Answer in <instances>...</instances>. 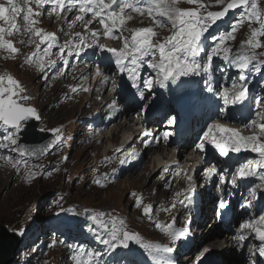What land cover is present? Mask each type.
<instances>
[{
    "label": "snow or ice",
    "instance_id": "1",
    "mask_svg": "<svg viewBox=\"0 0 264 264\" xmlns=\"http://www.w3.org/2000/svg\"><path fill=\"white\" fill-rule=\"evenodd\" d=\"M21 3L27 5L22 7ZM32 0H6V3L0 4V20L9 25L8 28L0 27V49H5L12 54L19 52L10 40L5 37L13 35V30L19 32L20 27L17 25V18H22L26 22L24 34L29 36L28 43H36L32 36L39 37V43H36L38 56V70L44 72L47 67L55 66L56 59H48L46 57L55 55L64 64L68 63L67 57L81 56L86 53V50L91 49L94 53L100 52L102 59L107 63L115 64L117 76L126 75L132 89H135L134 96H137L141 101H146L147 97L142 89H147L149 92L154 87L165 89L169 83L175 84L182 77H202L206 84V91L213 96L217 95V89L213 86L212 70L214 69V58H219L230 65L236 67L239 71L238 79L241 82H246L248 77L246 73L251 72L260 74L264 71V52L257 55V49H264V42L259 38L264 37V3L261 0H187L190 5H195L194 9H183L177 7L179 0H144L147 7L141 6V0H35L38 8L44 9L49 6L47 15L56 14L59 16L60 11L72 13L75 9L79 14L75 15L74 19L68 22V29L71 30L77 22L83 24L86 31L90 32L89 36H84L82 33H75L74 39L66 40L60 44L57 37L53 33H44L42 29H37L34 25L37 20L33 17H39L42 12L34 11L30 6ZM211 3L218 6L219 10L211 11L209 7ZM241 9L242 13L238 17L237 23L230 25L231 31L223 32L212 38L210 30L213 26H218V22L223 20L230 10ZM131 12L140 13L141 15L147 11L148 15L153 18V23L157 28H168L171 35L167 36L163 42L153 41V37L157 33L152 27H144L136 30H129L131 37L124 36L122 26L126 20L132 17ZM91 13V18L85 19V15ZM21 14H23L21 16ZM99 18L98 22L103 26V32L100 29H88V25L93 24L94 20ZM159 18V19H158ZM67 19V17H65ZM247 25L250 29V35L247 40L240 44V51L237 54H231V49L226 47L228 41L234 40L236 33L242 25ZM259 27H253V25ZM170 25V27H169ZM114 30L120 32V35L114 36ZM120 39L122 47L115 48L107 46L101 37ZM211 39V43H206ZM23 43V42H22ZM46 45L42 51L40 45ZM53 48H58L56 53L52 52ZM245 49L250 50L245 54ZM65 50L66 56H65ZM31 60V57H29ZM255 61V63H253ZM146 66L151 69L154 75L142 78L140 73ZM64 72L58 70L52 79L58 76H63ZM96 75L104 76L103 69L96 67ZM46 78V77H45ZM4 77H0V149H6L15 152L19 155L20 160L15 163H27L24 160L25 155L43 156L54 146H58L61 142V129L56 128L53 131L54 139L47 145L39 149H28L20 143L21 137L26 134L30 120L35 118L40 120V114L34 107L28 106L30 100L29 95H24L25 89L11 76L7 77V87L4 86ZM111 80L113 86H117L116 79L104 76V83ZM87 91V89H84ZM76 92V88H72ZM231 91V97L229 96ZM249 88L247 83L233 82L232 90H225L222 94L223 103L225 106L243 105L248 99ZM19 97V100L14 99ZM256 111V119H252L250 123H246L244 127L252 130L250 135H242L241 130L227 126L219 120L220 116H226L230 109L222 107L218 114L216 122L207 125V131L204 133V138L197 144L195 148L202 154L206 151V145L211 144L218 150L220 156L229 157L230 153H241L251 151L258 154L259 159L249 160L247 163H238L235 167L234 177L247 178L257 175V169H264V98L254 102ZM109 108H116L117 102L113 100ZM148 107L147 103L141 106V111ZM169 123L175 124L176 117L169 116ZM258 130V131H256ZM41 132L46 129L41 128ZM147 132L144 136H148ZM170 133L162 134L165 143L169 140ZM160 138L155 137L152 140H144L145 147L152 143H159ZM117 151H120L119 149ZM129 159H135V155L131 152L127 153ZM65 160L67 157L64 158ZM13 163L12 160L8 161ZM125 159H121L120 163L124 164ZM164 171H168L167 168ZM182 171V170H181ZM216 174L215 168H209L204 175L211 180ZM176 175H180L177 171ZM191 181L192 177L188 176ZM264 180V176H261ZM225 178L221 176L220 182L224 183ZM100 184L99 181H96ZM232 185H236V179L231 181ZM103 187V185H100ZM261 185L251 190V196L255 198ZM136 196V193H131ZM180 194L177 193V197ZM190 199V198H187ZM183 203V201H179ZM137 207H140L141 200L137 198L134 201ZM176 204L173 203L172 208ZM226 203L223 199L219 201V208L224 209ZM168 209H166L167 211ZM73 211V215L80 213ZM144 215L151 219L152 207L145 206ZM84 215L91 221L87 225L86 231L103 246L100 250L88 251L86 253L87 260L83 264H136L134 260H128L127 254L132 252L131 243L136 242L140 247L151 250L154 246L144 244L138 234L127 230L123 220L117 223V218L110 216L105 219L106 214L103 212L88 213L85 210ZM176 221L173 218L172 223L166 227L157 223L155 226L162 232L167 234L169 238L175 242L183 235V230L174 228ZM102 229V231H100ZM244 230H250L254 233V238L259 241L251 249V256L264 257V215L258 218H253L241 225V232L234 236L233 239L240 245L241 242L247 239V234ZM18 235H23V231H18ZM64 243V241L54 240L49 247H54L55 244ZM68 247H72L69 245ZM159 247V246H155ZM77 253L76 264H81L79 257L85 255L83 248L73 249ZM165 253H171L173 248L164 246L162 249ZM210 249L205 247L200 252V256H205ZM111 257L110 260H105L104 257ZM251 264H257L255 260Z\"/></svg>",
    "mask_w": 264,
    "mask_h": 264
},
{
    "label": "rangeland",
    "instance_id": "2",
    "mask_svg": "<svg viewBox=\"0 0 264 264\" xmlns=\"http://www.w3.org/2000/svg\"><path fill=\"white\" fill-rule=\"evenodd\" d=\"M0 2H2V0H0ZM261 2L264 3V0H261ZM176 6L183 9L189 8L188 5L181 2H179ZM241 13L242 11L233 15L231 18H224L219 21L218 26H213L210 30V36L214 38L220 33L231 31L230 25L237 23L238 17ZM253 27H259V25L254 24ZM39 28L42 29L43 32H49L47 27ZM165 33H167V35L163 38L171 35L169 31H166ZM234 35L235 39L228 41L225 45L231 49V54H236V52L240 49V44L248 39L250 29L246 24L242 25L241 28L234 33ZM126 36L130 39L129 34ZM69 39H71V37L66 38V40ZM259 39L261 40V37ZM39 40L40 38L38 41ZM110 42L115 45L114 40H110ZM206 43L210 44L211 39ZM25 58L26 56L19 52L16 54L6 53L4 56H1L0 77L5 78V87L8 86L7 77L11 76L14 80H16L25 89V93L23 94L30 96V101L27 102L28 106L35 108L34 100L37 98L40 88L35 86V82L31 83L29 79L32 74L37 72L34 68H37L38 66V59L35 57L36 60L28 65ZM260 59H264V56H260ZM253 63H255V61H253ZM58 65L59 64H56L55 67ZM64 67L65 69L67 68L66 64L62 63L58 70L62 71ZM55 70L49 76L47 83L48 88H46L44 96L49 98L48 107H51L52 111L58 112L46 114L47 120L43 127L46 131L43 132H48L53 135L52 130L56 128L61 129V132L59 133L62 137L61 142L58 146H54V152L50 156L30 161L24 158L27 163H19L26 167L23 169L25 171V178L32 179L36 183L33 187L28 189L16 186L15 183H9V179L6 178L5 175L0 174V180L2 179L4 182L2 184L0 181V226H5L8 231L15 232L16 234L18 231H23L24 233L23 235L17 234L21 237L22 242L14 264H76L77 253L73 249L77 248H83L85 250V255L79 257L81 264H83V262L87 260L86 253L88 251H93L91 248H97V250H100L103 247L99 243H96L94 238L93 242H89L93 236H89L86 231L87 225L90 224V221L87 219L86 215H84L85 210H91L96 213L103 212L106 214L105 219H107L108 214H110V216L117 218V222L123 220L127 230L138 234L141 238V242L154 247L157 244L159 245V243H162L160 244L161 250L163 249V245L165 243L177 245L178 247L181 246L184 238L197 233V231L201 232L200 235L196 237L199 239L204 229L207 227L206 224L208 221H213L211 218L212 213L210 215L211 217H209V219H207L205 224L201 227L198 226V222L201 218L198 220V217L196 218L193 214H189L187 222L193 220L195 221V224L192 228H190L187 226V222L180 223V230L184 231L185 229L188 235H183L175 242H173L167 234L165 237H160L158 235L159 233L153 232L149 226L144 225L143 223H135L127 220V215L131 210L130 197H133L131 193H136V196L140 198V189H142V184H148V187H157L161 190L160 183L169 172L162 173L159 171L160 173L158 172L159 174L157 173L158 175L156 176L155 173L159 169L158 162L151 157L148 160L147 158H144V160L140 162L141 156L137 158L140 148H137V146H133L127 151V153L137 152L133 153L136 157L135 159H129L126 153V156H122L123 158H121L126 160L124 164H121L120 161H115L109 164V159L105 160L102 157V155H105L109 145L108 141L111 139V135L106 134L107 131L97 134V137L95 138L96 144L94 147L90 145L91 148L89 149L88 147L82 146L88 140L91 126H95L96 128L101 127L103 120L107 119L111 115L110 111L113 108H108L103 116L99 114L100 109L103 107L101 100L96 98L101 96V90L98 91L100 95L96 96L94 100H91L92 98H90L93 93L88 90L85 91L83 95L77 96L76 101L69 102L64 100V96L68 94V90H71L67 88L68 85L60 87L59 90H56L53 87L54 79H52V77L57 73ZM95 74L96 69H94L91 77ZM140 75L142 78H145L154 74L151 69L144 66ZM246 75L248 77L246 82L239 81V71L236 67L226 64L225 61L219 59L218 57L214 58L212 82L218 92L222 93V91L224 92L225 90H232L233 82H236L237 84L247 83L251 84L255 88V101L264 98V71L260 74L248 72ZM121 77L122 80L120 84L129 81L125 75H121ZM192 81L193 77H182L181 84L179 81L175 84L169 83L168 87L165 89L154 87L151 92L143 87L141 89L145 92V96L147 97L146 101L148 102L147 105L150 108H157L161 110L166 108V117L161 121H159V119L156 120L151 127H162L163 130H165V128H169L167 130V132L170 133L169 139L174 134L168 117H176L171 103L173 99L172 93H174L175 89H179L180 85H187ZM201 84H205L203 78L201 80ZM111 90L112 88H110L107 92L108 99L111 98L112 101L115 100L116 102L121 103L118 91L112 92ZM229 96L231 97V91H229ZM31 97L33 99L32 102ZM168 97L170 98L169 100ZM14 99L19 100V97H14ZM160 99L165 100V105L162 104ZM85 105H88L87 115L85 114L86 116L84 118L76 121L81 117L82 110ZM230 105L231 104L227 106V109H230ZM117 106L122 107L123 110L125 109V106L123 105ZM129 107L134 109V112L136 113L134 117L138 119L137 122L134 121L133 125H140L141 107H138L136 104L130 105ZM256 118L257 117L255 115L249 121L240 124V126L244 129L245 135L252 134V130L246 129L244 125L246 123H250L252 119ZM204 120L203 123L201 122L199 125L196 124L197 129L194 132L197 136L194 142L190 143V147L188 149L189 155L192 157V160L190 161L198 162L201 158H205V156H207L210 152L208 145H206V151L202 154L195 148V144L199 143L204 138V133L207 131V124H205L206 119ZM38 121L40 125L38 129L40 131L42 128V121L41 119ZM65 126H67V128L64 130ZM117 127L118 125L115 124L114 129ZM131 136V133H120V137L116 136L115 138V145L118 146L122 138L124 141L130 140ZM50 141L51 140L48 138L30 134L26 144L30 149H39L41 146L43 147L44 145H47ZM143 147H145V145L142 142V148ZM4 154L8 160L13 161V163L8 162L10 165L22 167L18 163H15V161L20 160L17 153L7 151ZM86 155H89L88 160ZM94 156L96 157L94 158ZM196 156H198V158H196ZM65 157H67L66 160L64 159ZM255 159H259L258 154L250 151V156L247 161ZM139 162V170H136V172L135 167L138 166L136 164ZM177 162V158H175L172 161V164L175 165ZM183 163H187V157L182 159V164ZM132 165L136 166L134 167ZM191 165V163L188 164V167L185 170L180 166L176 169V173L177 171H180V174L182 171L188 172V170L191 169ZM173 168L174 166L169 167L170 170H173ZM118 169L121 171L118 186L112 187L109 190L95 187H101L100 185L106 184V180L103 178L105 173H112ZM145 169H147L148 172H145ZM234 172L235 171H232L230 174V180L233 178ZM137 173H139V175L144 174L147 178L137 181L134 176ZM261 175L264 176V174ZM190 176L192 177L191 181L188 177H184L183 184H185V187L188 190L194 191L193 193L194 196H196V199L192 202V204L194 206L196 204H200L199 209L205 210V207L211 205L212 201L215 199L207 197L209 195V190L206 187V182L204 180L198 179L195 183V173H192ZM224 176L226 178V174ZM128 178L129 180L127 181ZM151 179L152 181H150ZM200 179H203L202 174H200ZM96 181H99L100 184H97ZM225 181L226 180H224V183ZM156 182H158L157 186ZM199 194L202 196V199H200ZM206 197L210 198L211 201L203 205L204 201L207 199ZM211 208L213 210V207ZM72 210L80 213L78 216H81L82 218H76L73 215ZM203 212L202 215H204ZM195 213L198 215L197 211ZM55 223H58L59 225ZM170 223H172V221L168 222L167 225ZM62 224L66 226V231L63 234L62 230L59 228ZM71 226H73L72 229ZM100 231H102V229ZM248 235L247 237H249ZM42 237H44V239H42ZM54 240H62L64 243L61 244L57 242L54 247H49ZM69 245L72 247H68ZM131 248L132 252L134 250H137L138 253L142 252V247H140L139 243L134 242ZM175 249L176 248H174L173 251ZM178 251L181 250L179 249ZM131 253L128 254V260H133L130 258L132 255ZM157 256L160 258V260H157L158 262L165 260L162 255L157 254ZM104 259L110 260L111 258L106 259V257H104ZM168 259L174 264L177 263V261H175V256H169ZM230 259L231 258L227 259L228 263L231 262Z\"/></svg>",
    "mask_w": 264,
    "mask_h": 264
},
{
    "label": "bare ground",
    "instance_id": "3",
    "mask_svg": "<svg viewBox=\"0 0 264 264\" xmlns=\"http://www.w3.org/2000/svg\"><path fill=\"white\" fill-rule=\"evenodd\" d=\"M206 1L208 2V0H206ZM4 3H6V1L0 2V4H4ZM21 6L25 7V8L27 7V5H24L23 3H21ZM30 6L34 9V11L42 12V15H40L39 17H33L34 19H36L38 21L36 24L37 29L39 27H47L49 33L55 34V36L57 37V40L60 44H63L66 41V38H68V37H71V39L72 38L74 39L75 33H77V32L82 33L86 37L90 35V32L86 31L83 24H81L80 22H77L76 25L71 30L68 29V22L73 20L75 17V13H76L75 9L73 10L72 13H68L66 11H60L59 16H57L56 14L49 16V15H47V11H48V8L50 7V5L45 6V8L42 10V9L37 7V5L35 4V0H32V3ZM141 6L145 7V8L147 7V5L144 3V0H141ZM209 10L215 11V10H219V8L214 3H211ZM128 11H129L132 18L130 20H126L125 24L122 26L121 30L123 33L129 32V30H132V28L138 29L139 27H142L144 25H148L149 27H152L155 32L165 33L166 31H168V28H157L155 26V24L153 23V18L148 15L147 11H145L143 15H141L140 13L131 12V10H128ZM22 15L23 14H21V16ZM65 17H67V19H65ZM85 19H86V16H85ZM16 23L20 27V31L17 32L15 30H13V35L10 37H5V38L7 40H10L13 43V45L17 49H19V53L26 56L25 59L27 61V64L30 65L33 61L36 60L35 57H37V59H38V56H35L33 54L37 53V51H38L37 47H36V43H39L37 41V38H39V37L34 36L33 40L36 43H28L29 36L24 34V28H25L26 22L23 21L22 18H17ZM0 27L8 28L9 25L6 24L4 21L0 20ZM95 27H96V24L88 27V29H93ZM113 35L118 36V35H120V32L114 30ZM31 39H32V37H31ZM261 41L264 42V37H261ZM44 47H45V45L41 44L40 50L42 51V49ZM58 50H59L58 48H53L52 52L56 53ZM65 52H67V50H65ZM256 52H257V55H259V53L264 52V50L259 49V50H256ZM6 53H10V52L5 50V49H0V57L4 56ZM99 54H100V52L94 53L91 49H88V50H86V53H82L81 56L68 57L69 58V64H68L67 75H68V77H70V80L72 82H74L75 85L74 86H67V88L70 89L71 91H72V88L77 89V91L74 92L75 101L77 100V95H76L77 92H79V90L83 86L84 78L86 76L90 75L91 70H85V66L91 60L100 63L103 66L104 76L115 78L116 84L118 85L119 76H117L116 70L114 69V67L112 65L107 63L105 60L101 59ZM29 57H31V60H29ZM56 58L57 57L55 55H53L51 57H46L45 63L47 62L48 59H56ZM49 68H50V70H53L54 67L50 66ZM34 69L37 72L32 74V76L30 77L29 80L31 83L35 82V86L40 88V90L38 91L37 98L35 97L36 99L34 100V106L40 114V119L42 121L41 127L43 128L45 125V122L47 120L46 114L52 113V112H58V111H52V108L48 107L49 106V104H48L49 98L44 96V94L46 93V88H48L47 87V81H48L47 77L49 76L48 75V67L45 69V71L43 73L38 70V66H37V68H34ZM45 76H46V78H45ZM104 76H99V78L97 79L96 85H95V88H102L103 89L101 96L96 98V99L99 98L101 100V103L105 104V107H103V109L100 110V114H102L103 110L111 103V101H109L108 96H107L108 88L110 86H112L114 89L116 88V86L112 85L111 80H109L107 83H104ZM61 87H62V85H61ZM66 97H67V95L64 96V98H66ZM31 100H33L32 97H31ZM91 100H94V98H92ZM89 102H90V100H89ZM87 108H88V105H85L83 110H82L81 117L78 118L76 121L80 120L81 118H84L87 115V112H88ZM113 115H114L113 119L119 120V121L124 119V122L119 124V126L116 128L114 138L113 139L109 138L110 140L108 141V143H112V142L116 141L115 138H116V136L120 137V133L121 134L124 132L131 133L133 131L134 109H131V108H126L125 110L118 109V110L114 111ZM109 119L110 118H107L104 121V125L102 127L94 128L90 132L88 140L82 146L88 147L89 149L91 148L90 145H92L94 147V145L96 144L95 138L97 137V134L100 132H103L105 130V126H106ZM222 120H225L226 123H230L232 121H235V117L231 114H227L226 116H224L222 118ZM139 138H141V136H136V138L134 140V143L137 144L138 148L141 145V141ZM127 148H129V147H127ZM127 148H125L124 150H126ZM186 149H187V146H185V149L180 152L179 157L177 159L178 161L182 162V159H184L186 157L185 156V155H187ZM5 152H6V149H1V153H0V174L5 175V177L9 179L8 182L9 183H15L16 186H21L22 188H28V189L33 187L36 184L34 182V180L25 178V171L23 170L22 167L10 165L4 158ZM91 152H94V151H91ZM143 152L147 156L152 155V157H153V156L157 155V152H154L151 147L146 148L145 150H143ZM88 156L89 155H86L87 160H88ZM95 157L96 156H94V158ZM167 158L168 157H166L164 159V161ZM177 165H178V163H177ZM206 165H207V163L204 162L202 165L203 168ZM203 168H201V169H203ZM219 170L222 171V169H219ZM145 172H148V170L145 169ZM192 172H193V169H192ZM157 173L158 172L155 173L156 176L160 172L158 174ZM199 173L200 172L196 173V176H198ZM134 176L136 177L135 180H137V181H141L142 179L147 178V177H145L144 174L139 175V173L135 174ZM213 177H214L213 179L218 177V173L213 175ZM152 178H154V177H152ZM128 180H129V178L127 179V181ZM0 181L2 182V184L4 183L2 181V179ZM150 181H152V179ZM157 184H158V182H156V186H157ZM180 184H181V175L172 177L171 180L168 182H167V180L162 181L160 183L161 190H159L157 187H155V188L148 187V184H146V185L142 184V186H141L142 189H140V196L141 197L140 198L138 196L130 197V200H131L130 208H131V210H130L129 214L127 215V220H129L131 222H135V223H143L144 225L149 226L152 229V231L155 233H164L159 228H157L155 225L157 223H159V224H162L166 227L167 223L169 222V220H171V218L174 215H175V221H176L175 224L179 225L180 222H183L185 220L187 212L189 210L193 209V206H191L190 208H184L183 203L179 202V201H183V199H184V197L181 195V188L179 186ZM118 185H119L118 180L112 181V183L106 189L109 190L110 188L116 187ZM177 193L180 194L179 197H177ZM137 198H139L141 200L140 207H137L134 203V201ZM205 202L209 203L210 200L206 199ZM173 203L176 204L175 208H172ZM149 205L152 207V213H151L152 218L151 219L146 217L144 215V211H143L144 207L149 206ZM207 208H208V210H210V205ZM166 209H168V210L166 211ZM249 210H250V208H247L245 210V212L239 217H238V215H235V217L232 220V224H237L238 221H240V219H245V220L249 219V217H248ZM207 219H209V215L202 217L201 220L198 222V224H199L198 226L201 227ZM244 231L246 234L248 233V230H244ZM197 233L198 234H195V237H197L200 234V232H198V231H197ZM227 233L228 232H227V229L225 227H223L221 225L219 226L216 223H214L213 225L210 224L204 229V231L202 233L201 237L204 236V238H203V241L201 243L207 242V244L205 246L212 244V247H217V248L221 247L223 244L222 249H221L223 257H226L228 259L231 256H236L239 245L233 239L234 235L230 234V236L228 238H226L225 234H227ZM218 238H221V240H219ZM201 243L197 242L192 247L199 249ZM224 244H225V246H224ZM132 256H133L135 261L140 260L138 252L135 251L132 254ZM178 256H180V255H178ZM245 262H247V261H245ZM163 264H166V263H163ZM247 264H248V262H247Z\"/></svg>",
    "mask_w": 264,
    "mask_h": 264
},
{
    "label": "water",
    "instance_id": "4",
    "mask_svg": "<svg viewBox=\"0 0 264 264\" xmlns=\"http://www.w3.org/2000/svg\"><path fill=\"white\" fill-rule=\"evenodd\" d=\"M234 10H237V9H234ZM37 125L38 124L32 122L26 134H24V139L22 140L21 144L25 146L26 148H29L26 142L30 134L37 135L36 133ZM39 135H41L42 137L47 136V135H42V134H39ZM51 151L52 149L49 150L46 154H50ZM25 156L28 158L42 157V156H29V155H25ZM20 243H21L20 238L10 233L5 226H0V264H12V262L17 256L16 251L18 250Z\"/></svg>",
    "mask_w": 264,
    "mask_h": 264
}]
</instances>
